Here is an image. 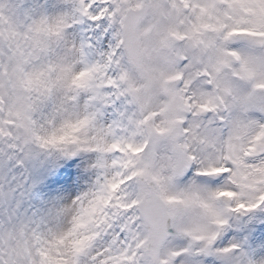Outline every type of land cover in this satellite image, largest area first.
<instances>
[{"label":"snow or ice","instance_id":"1","mask_svg":"<svg viewBox=\"0 0 264 264\" xmlns=\"http://www.w3.org/2000/svg\"><path fill=\"white\" fill-rule=\"evenodd\" d=\"M0 264H264V0H0Z\"/></svg>","mask_w":264,"mask_h":264}]
</instances>
